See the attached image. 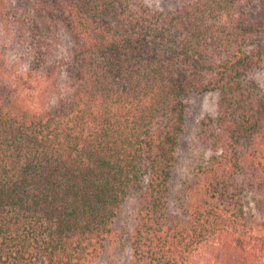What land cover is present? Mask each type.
<instances>
[{"label":"trees","instance_id":"1","mask_svg":"<svg viewBox=\"0 0 264 264\" xmlns=\"http://www.w3.org/2000/svg\"><path fill=\"white\" fill-rule=\"evenodd\" d=\"M14 28L27 49L0 52V264H97L133 193L128 264H264L242 201L264 172V95L242 80L263 60L264 0H0V32ZM206 92L214 154L174 206L187 99Z\"/></svg>","mask_w":264,"mask_h":264},{"label":"rangeland","instance_id":"2","mask_svg":"<svg viewBox=\"0 0 264 264\" xmlns=\"http://www.w3.org/2000/svg\"><path fill=\"white\" fill-rule=\"evenodd\" d=\"M147 2L151 4V6L170 11L184 5V0H147ZM6 34H8L9 37H5V34L0 32V35L3 37V39H0V52L3 51L10 59L19 58L22 56V45L23 48L27 49L26 45L20 43V40L8 42L18 36L19 32L14 28ZM59 38L60 41L55 46V58L64 56L68 44V37L62 29L59 31ZM258 40V43L264 46V35ZM18 44H21V46ZM243 76L242 80L245 81L244 83L248 86L249 91L258 95H264V53L262 62L244 73ZM251 82L252 85L250 84ZM217 100V92L192 94L187 99L188 106L185 112L183 131L180 135L176 150L177 163L172 174L174 206H177L179 203L183 188L193 180L194 172L198 167L204 165L214 154L210 147L209 140L206 136L204 138L202 135L203 127L201 128V122L204 120L208 123L209 117L215 118L218 116ZM206 128V134H210L208 127ZM242 201L246 214L250 216V219L263 225L260 226L263 228L264 172L263 181L252 182L249 186L244 187ZM138 203V194L133 193L127 197L115 221V229L118 232L117 239L103 251L97 264H128L130 258L128 237L134 224Z\"/></svg>","mask_w":264,"mask_h":264}]
</instances>
